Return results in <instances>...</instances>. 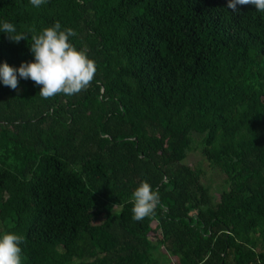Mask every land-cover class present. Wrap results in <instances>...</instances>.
Masks as SVG:
<instances>
[{
  "label": "trees",
  "instance_id": "1",
  "mask_svg": "<svg viewBox=\"0 0 264 264\" xmlns=\"http://www.w3.org/2000/svg\"><path fill=\"white\" fill-rule=\"evenodd\" d=\"M227 3L0 0V26L58 21L97 68L71 96L0 81V234L24 238L22 264H264V13ZM31 43L0 32V64ZM191 153L224 176L218 201ZM141 181L160 204L138 222Z\"/></svg>",
  "mask_w": 264,
  "mask_h": 264
},
{
  "label": "clouds",
  "instance_id": "2",
  "mask_svg": "<svg viewBox=\"0 0 264 264\" xmlns=\"http://www.w3.org/2000/svg\"><path fill=\"white\" fill-rule=\"evenodd\" d=\"M47 0H30L34 7H40ZM254 6L255 10L264 13V0H228L227 7L237 12V6ZM0 32L8 34L10 41L19 43L28 40L32 43L30 51L34 61L22 62L19 68L7 62L0 64V81L19 92V78L31 79L40 86V96L47 99L58 94L76 95L86 91L93 81L97 68L93 59L87 55L88 49H77L70 37L76 36L72 28L61 29L60 22L44 28L38 34L18 32L14 24L5 21ZM132 219L142 221L154 214L160 204L159 190H153L150 183L141 181L132 193ZM24 238L14 232L0 234V264H22L21 244Z\"/></svg>",
  "mask_w": 264,
  "mask_h": 264
},
{
  "label": "rangeland",
  "instance_id": "3",
  "mask_svg": "<svg viewBox=\"0 0 264 264\" xmlns=\"http://www.w3.org/2000/svg\"><path fill=\"white\" fill-rule=\"evenodd\" d=\"M184 164L190 167L199 165L202 168V170L204 171V176L201 182L204 186H206L209 189V191L214 197V201L215 202L218 201L220 194L227 188L225 185L224 176L214 171L210 167L206 158L203 157L199 153H191L190 155H188V157L184 161ZM155 227H156V222L153 221L151 223V228L153 231H151V233L148 234V238L152 241L153 244H157L156 239L158 238V235L154 233ZM158 250H159L158 255H157L158 258L160 256H163V254L166 257L165 261H163L162 258L160 257L159 262H161L162 264H175L176 263V259L172 257H168L167 254L164 253L163 248H159Z\"/></svg>",
  "mask_w": 264,
  "mask_h": 264
}]
</instances>
